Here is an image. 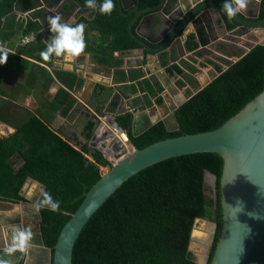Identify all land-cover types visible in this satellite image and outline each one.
<instances>
[{"label": "trees", "instance_id": "trees-1", "mask_svg": "<svg viewBox=\"0 0 264 264\" xmlns=\"http://www.w3.org/2000/svg\"><path fill=\"white\" fill-rule=\"evenodd\" d=\"M59 2L0 0V41L11 43L16 36L19 38L26 31H33L38 35L37 40L19 49L39 63L51 65L54 57L44 61L39 55L47 41L41 38L42 26L38 19L46 8ZM75 2L92 11L90 29H98L101 39L95 42L87 37V42L93 43L100 62L111 66L113 60L117 68L115 81L134 82L127 86L134 92L145 93L148 106L153 105V99L156 104L163 103L164 98L159 95L162 88L157 82L141 80L142 73L138 71L127 77L123 69H118L123 60L115 58L114 53L119 51L124 56L140 47L128 31L132 16L121 13L117 0H113L111 15H101L99 5L89 8L85 0ZM136 2L143 9L157 6L161 0ZM24 13L29 15L26 19L20 16ZM259 18L264 19V0ZM81 20L85 18L81 17ZM228 28L233 29L234 25L228 24ZM198 33L202 45L206 46L208 38L204 29L199 28ZM195 38L194 34L189 36L187 51L193 52L200 47ZM9 56L14 59V55L9 53ZM190 60L196 62L193 58ZM22 61L31 66L32 81L38 82L44 91L48 90L54 82L50 71L28 59ZM193 63L187 60L173 62L167 65V71L197 85L193 76L197 70ZM224 63L228 66L226 70L217 65L220 75L176 110L179 130L169 132L162 122H158L134 137L132 114L119 115L115 120L138 148L170 137L220 127L263 91L264 43L257 44L235 63L226 60ZM55 76L64 87L38 112L14 106L10 100H0V120L16 127L13 135L0 139V200L25 202L21 192L28 177L44 185V190L60 202V210L56 213L46 209L40 211L43 239L52 250L61 229L81 204L83 194L101 178V167L111 166L104 154L89 144L96 128L95 114L89 111L86 114L82 131L84 143L78 137H66L53 126L55 114L65 117L73 109L76 99L71 92L83 83L74 73L56 70ZM178 84L184 86L185 82ZM112 91L111 87L103 85H97L94 90L90 104L99 116H104ZM223 164L217 153H196L170 158L141 170L125 181L87 222L75 243L73 264H199L189 249L190 238L196 219L215 222L218 225L213 250L215 248L222 224L219 181ZM206 171L218 178L216 197L213 196L214 189L205 184Z\"/></svg>", "mask_w": 264, "mask_h": 264}, {"label": "water", "instance_id": "water-1", "mask_svg": "<svg viewBox=\"0 0 264 264\" xmlns=\"http://www.w3.org/2000/svg\"><path fill=\"white\" fill-rule=\"evenodd\" d=\"M117 1L121 13L132 16L128 23V31L140 45L134 50L142 53V59L147 64H153V67L147 66L142 69L143 76L150 73L164 89L162 93L164 99L161 104L149 107L143 100L137 102L132 99L131 103L127 101L120 110H116L111 109L112 99L119 100L120 95L125 99L131 96L125 93L115 81L101 82L102 85L114 90L107 104L106 115L102 117H110L114 127L121 133H125L115 117L132 114L134 137L158 122H162L169 132L179 130V123L175 116L176 110L220 75L216 68L209 70L208 74L197 73L196 79L199 86L188 95H182L183 89L174 90L168 86L176 83V74L168 72L164 63L170 60L174 47L186 43L192 34L201 44L199 48L204 47L202 37L198 33L199 28L202 27L207 36L213 19L218 17L221 18L224 32L235 35V32L240 29L249 38L258 37L256 41L249 44L242 55L231 60V64L257 44L264 43V19L259 18L262 0H255L257 4L255 12L248 11L246 5L245 9L231 20L220 11L224 0H161L157 6L143 9L139 8L136 0H132L130 10L125 0ZM99 2L100 0H97V5ZM45 17L46 15L44 19ZM80 24L86 25V22L83 21ZM228 24L234 25V28L229 29ZM41 26L43 33L49 31L50 26L47 20H43ZM222 38L225 39V35H222ZM196 51L186 53L193 54ZM182 59L185 58L181 56L180 60ZM227 68L228 66H225L223 70ZM166 93H169L168 97ZM120 102L124 103L123 100ZM147 109L149 113L151 110L153 113L148 114L149 123L141 126L139 115ZM102 117L95 118L96 128L89 144H92L93 138L103 125ZM97 149L107 158L101 148ZM196 153H217L223 159V170L219 181L222 224L213 250L217 223L203 218L196 219L189 249L194 253L199 264H264V89L216 129L170 137L151 143L144 148L135 146L128 137V153L115 161L107 158L111 166L83 194L81 204L61 229L54 249L45 244L41 232L42 216L34 209L33 215L30 216L35 226L32 247L26 254L15 253V260L19 264H73L74 246L83 228L125 181L156 163ZM27 180L39 183L32 177H28ZM217 181L216 175L210 171L205 172V184L214 189V197L217 195ZM250 213L254 215H249ZM199 221L208 225L206 233H198L196 227ZM10 224L7 227L9 233L7 240L15 229L24 227L18 219Z\"/></svg>", "mask_w": 264, "mask_h": 264}, {"label": "crops", "instance_id": "crops-1", "mask_svg": "<svg viewBox=\"0 0 264 264\" xmlns=\"http://www.w3.org/2000/svg\"><path fill=\"white\" fill-rule=\"evenodd\" d=\"M254 3H256V1ZM125 4L128 7V10H130L132 0H125ZM254 6L256 8V4H254ZM56 14L60 15L61 19L64 22H68L73 26L78 23L80 24L83 21L86 22V25H84V39L86 45L84 52L81 53L80 56L75 57L71 60H66L63 57H54L52 64L48 66L46 64L39 63L29 56H26L19 49L20 46L26 45L22 42V40L24 36L27 35L30 31H26L21 37L19 36V38L18 36H16L11 43H2L0 41V49H6L10 54L14 55V59H11V57L9 56L6 63L0 65V100H10L14 106H21L31 112H38L39 110L43 109V105L45 104V102L54 100L58 90L61 87H64L61 81L55 76V71L58 70L74 73L79 79L83 81L79 88H75L74 91L71 92L72 96L76 99V103L73 109L65 117H63L60 113L55 114V117L53 119V126L56 129L61 130V132L66 135V137H78L77 139L84 143L86 140L84 136H82V131L87 119L86 114L89 111L90 113L95 114V117L99 116L94 112L90 104L93 92L96 89L97 85H102L101 82L115 81L117 68L113 65V60L111 66L105 65L104 63L100 62L98 59V57L100 56L94 50L93 43L91 41L89 43L87 42V37L95 42H98L101 39V32L98 29H90L89 20L92 18V11L84 8V6L82 5H79L77 2H75V0H60V2L54 7L46 8L38 20L41 23L43 20H47L49 16H54ZM45 15L46 17L44 19ZM20 16L23 19H26L29 15L28 13H24ZM81 17H84L85 20H81ZM42 30L43 28H41V38L43 41H47L53 34L50 31L43 33ZM87 32L89 33L88 36H86ZM223 34L217 35V37L213 39H210L207 36L208 44L206 46L199 48L198 51L193 54L184 53L182 56L185 59L182 60H187L190 63H193L190 60L191 58H193L196 61L195 63H193L194 65H196V63L198 64L199 62H201L200 65H202L204 63L203 60L198 58L200 57L199 52L206 51L205 55L208 56V50L215 51L213 45L216 43H223L225 45V48H227V46L232 47V50H229V53L231 54L234 52L233 49H241L244 48V46L252 43V38H249L244 34L236 37L230 32H225V39L222 38ZM91 45H93V48H91ZM244 49L246 50V48ZM178 51L187 52L186 43H181L180 45H176V47H174V49L172 50V54L170 55V60H167V62H165V66L170 65L173 62L178 63L180 61L181 56L178 57ZM219 51L221 52L222 49H219ZM216 53L218 52L216 51ZM114 57L122 58V66L118 69H123L127 77H129L130 74L134 71L143 73V68H146L147 66L153 67V64H147L145 61H143L142 53L135 50L128 52L124 56L121 52L117 51L114 53ZM23 59H28L33 63L40 64L50 71V73L54 76V82L50 85L48 90L44 91L42 86H40L41 88L39 87L38 82L32 81L31 66H26V64L22 61ZM209 68L211 67L209 66ZM29 77L32 83L29 80ZM144 79H149L152 83H156L157 81L150 73L146 76L141 77V80ZM116 83L121 87L123 91H125V93L131 96L129 99H125L122 95H120V97H118L119 100L112 99L113 102L111 103V105L113 107H116V109H118L121 104L125 105L127 101H130L131 103L132 99H135V101L137 102L140 100L145 101V93H142L140 90L134 92L131 90L130 86H127L131 85L134 82L128 80L126 82ZM20 85H22V87H20ZM23 86L26 88L25 90ZM113 92L114 90L112 91L107 103L110 102ZM159 95L162 96L163 94L161 93ZM120 100H123L124 103H121ZM154 100L155 99H153V105H155ZM143 112L149 113V110L147 109ZM104 113V115H106V110L104 111ZM100 131H107V127L103 124V126H101L100 128ZM15 132L16 127L0 120V139L9 138ZM41 187L44 189L41 183H37L32 180H26L21 194L24 196V198L28 195L29 192H31L32 194L30 197L25 199V202L12 203L0 200V248H2L7 241V227L11 225L10 222L12 221L20 219L24 227H30L33 233V229L35 228L34 220L31 219L30 216L33 215L35 209L33 206V202L40 198L39 189ZM15 264H19L17 260H15Z\"/></svg>", "mask_w": 264, "mask_h": 264}, {"label": "clouds", "instance_id": "clouds-1", "mask_svg": "<svg viewBox=\"0 0 264 264\" xmlns=\"http://www.w3.org/2000/svg\"><path fill=\"white\" fill-rule=\"evenodd\" d=\"M85 5L89 8L97 6V0H85ZM246 0H224L220 7V11L231 20L241 10L245 9ZM114 9L113 0H100L98 11L101 15H111ZM50 26L49 31L53 34L45 45L43 51L39 53L44 61H48L51 57H63L71 60L81 55L85 50L84 25L72 24L64 22L61 16L56 14L47 18ZM9 52L6 49H0V65L6 63ZM102 117V116H101ZM40 199L33 202L36 212L46 209L56 213L60 210V202L52 197V195L44 190L39 189ZM31 192L25 196V199L31 196ZM239 204V202H237ZM249 215H254L250 213ZM33 233L30 227H21L15 229L4 246L0 248V264H15V253L26 254L32 247Z\"/></svg>", "mask_w": 264, "mask_h": 264}, {"label": "rangeland", "instance_id": "rangeland-1", "mask_svg": "<svg viewBox=\"0 0 264 264\" xmlns=\"http://www.w3.org/2000/svg\"><path fill=\"white\" fill-rule=\"evenodd\" d=\"M241 35H238L236 37H239ZM258 37H254L251 39V42L253 43L254 41H256ZM251 44V43H250ZM221 45V47H220ZM249 45H246L244 46V48H248ZM244 48H241V49H233V54H242L245 49ZM219 49H222V51L220 52ZM210 50H208V56H209V53ZM217 52L223 56L220 57V56H215L213 57V59L218 62L223 68L226 66V64L224 63L223 59L226 60V61H231L233 60L234 58L238 57V55H232L231 53H229L228 51V48H225V45L223 43L219 44L218 45V50ZM206 54V51H202L199 55L200 57H198L199 59L203 60V63L202 65H200L201 62H199L198 64L196 63L195 66L197 67H201L204 72L206 74H208V71L210 70L209 66L210 65H207L206 61L208 60V56L205 55ZM215 57H217L215 59ZM105 116V115H104ZM109 120H111L110 117H107V118H104L102 117V123L107 127V131L106 133H104L103 131H100V129L98 130V132L96 133L95 137L93 138L92 140V144H90L93 148L97 147V148H101L102 151L106 154L107 158H110L112 161H115L119 158H121L122 156H124L126 153H128V145L120 148V140L118 138V136L115 134L116 131L114 130V128L112 127L111 125V122H109ZM101 128V127H100ZM113 133V134H111ZM114 135V136H113ZM107 150H109V152H107ZM112 156V158L110 157ZM109 169V167H101V172L102 174H104L107 170ZM197 231L198 233H206L207 230H208V225L203 222V221H199L197 223Z\"/></svg>", "mask_w": 264, "mask_h": 264}, {"label": "flooded vegetation", "instance_id": "flooded-vegetation-1", "mask_svg": "<svg viewBox=\"0 0 264 264\" xmlns=\"http://www.w3.org/2000/svg\"><path fill=\"white\" fill-rule=\"evenodd\" d=\"M255 1H253V0H248L247 1V7H248V11H251L252 13L253 12H255V6H254V4H256V3H254ZM257 5V4H256ZM219 30V31H218ZM217 32H218V34H217ZM223 32H224V29H223V26H222V24H221V18H215V19H213V24L210 26V34L209 35H207L210 39L212 38H215V37H217V35H220V34H223ZM237 34L238 35H242L243 34V32H242V30H240V29H238L236 32H235V36H237ZM223 35H225V32H224V34ZM226 36V35H225ZM207 37V38H208ZM221 44V43H220ZM218 45H219V43H216V44H214L213 45V48H214V50L215 51H211L210 50V54H209V56L207 57L208 58V60L206 61V63H207V65H210V67L212 68V69H214V68H216L217 69V65H220L218 62H216L214 59H213V57H214V55L215 56H220V57H222L223 58V56H221L219 53H216V51L218 50ZM227 48H228V51L230 50H232V47H230V46H227ZM199 49V48H198ZM198 49H197V51H198ZM196 51V52H197ZM187 52H189V51H187ZM184 53H186V52H182V51H178L177 52V54H178V57L179 56H182ZM198 54V53H197ZM217 57H215V59L217 58ZM223 61H224V59H223ZM196 67V72L193 74V76L196 78V74L197 73H202V72H204V70L201 68V67H197V66H195ZM210 68V70H212ZM223 68V67H222ZM218 70V69H217ZM203 74V73H202ZM142 76H143V73H142ZM155 78V77H154ZM156 79V78H155ZM179 81H184L185 82V85L184 86H179V84H178V82ZM196 81H197V79H196ZM157 82V81H156ZM175 82L176 83H171V84H169L168 86H170L172 89H174V90H177V89H183V92H182V95H188V94H190L191 93V91L193 90V89H196L198 86H199V83H198V81H197V85H194V84H191V83H189V82H187V81H185V79L183 78V77H180V76H175ZM158 84L160 85V83L158 82ZM161 86V85H160ZM161 88H162V86H161ZM163 91H164V89L162 88V90L159 92V94H161V93H163ZM163 96V95H162ZM166 96L168 97L169 96V93H166ZM145 103H146V101H145ZM108 104V103H107ZM107 104H106V106H105V108H104V111L105 110H107ZM147 104V103H146ZM156 104V103H155ZM123 105L121 104V106L118 108V109H116V107H113L112 105H111V109H116V110H120L121 109V107H122ZM151 106H153V105H151ZM150 107V106H149ZM153 113V111L151 110L150 111V113H148V112H141V114L139 115V121L141 122L140 123V125L141 126H145L147 123V120L149 121V119H148V114H152ZM18 220H20V219H18ZM23 225V224H22ZM6 237L7 238H9V233H8V231H7V235H6Z\"/></svg>", "mask_w": 264, "mask_h": 264}, {"label": "bare ground", "instance_id": "bare-ground-1", "mask_svg": "<svg viewBox=\"0 0 264 264\" xmlns=\"http://www.w3.org/2000/svg\"><path fill=\"white\" fill-rule=\"evenodd\" d=\"M111 120H109V122H110ZM111 125H112V127L114 128V130L116 131V135L118 136V138H119V140H120V142H119V144H120V148H122V147H124L125 145L127 146L128 145V136L125 134V133H121L118 129H116L115 127H114V125L112 124V122H111ZM104 133L106 132V131H103ZM107 152H109V150H107ZM110 153V152H109ZM111 158H112V156H110Z\"/></svg>", "mask_w": 264, "mask_h": 264}, {"label": "built area", "instance_id": "built-area-1", "mask_svg": "<svg viewBox=\"0 0 264 264\" xmlns=\"http://www.w3.org/2000/svg\"><path fill=\"white\" fill-rule=\"evenodd\" d=\"M37 33L30 31L27 35L24 36L22 42L24 44H29L37 39ZM103 126V125H102ZM100 129V128H99ZM106 133V132H105ZM113 134V133H111ZM126 134V133H125ZM127 135V134H126ZM114 136V135H113ZM128 140V139H127Z\"/></svg>", "mask_w": 264, "mask_h": 264}]
</instances>
